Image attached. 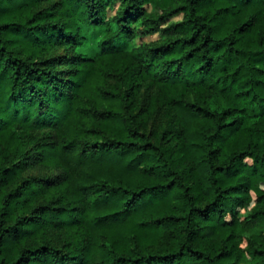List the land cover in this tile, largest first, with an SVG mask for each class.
Masks as SVG:
<instances>
[{
  "label": "trees",
  "instance_id": "16d2710c",
  "mask_svg": "<svg viewBox=\"0 0 264 264\" xmlns=\"http://www.w3.org/2000/svg\"><path fill=\"white\" fill-rule=\"evenodd\" d=\"M0 264H264V0H0Z\"/></svg>",
  "mask_w": 264,
  "mask_h": 264
},
{
  "label": "rangeland",
  "instance_id": "374dc122",
  "mask_svg": "<svg viewBox=\"0 0 264 264\" xmlns=\"http://www.w3.org/2000/svg\"><path fill=\"white\" fill-rule=\"evenodd\" d=\"M117 8H118V5H116L113 9H111L110 10V13L111 14H114L115 13V11L117 10ZM158 36L155 34V35H152V36H149L147 39H155V38H157ZM146 39V38H145ZM146 39V40H147ZM96 49V45H95V42H90L89 43V46H88V48L86 49V51L87 52H89V53H92L94 50ZM62 50V49H61ZM61 50H59L58 52H60ZM62 52V51H61Z\"/></svg>",
  "mask_w": 264,
  "mask_h": 264
}]
</instances>
